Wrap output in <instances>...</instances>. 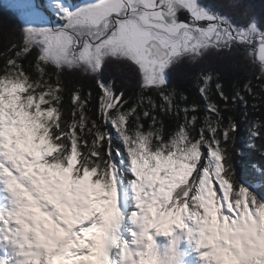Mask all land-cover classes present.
<instances>
[{
	"label": "snow or ice",
	"instance_id": "obj_1",
	"mask_svg": "<svg viewBox=\"0 0 264 264\" xmlns=\"http://www.w3.org/2000/svg\"><path fill=\"white\" fill-rule=\"evenodd\" d=\"M6 2L0 264H264V0Z\"/></svg>",
	"mask_w": 264,
	"mask_h": 264
},
{
	"label": "trees",
	"instance_id": "obj_2",
	"mask_svg": "<svg viewBox=\"0 0 264 264\" xmlns=\"http://www.w3.org/2000/svg\"><path fill=\"white\" fill-rule=\"evenodd\" d=\"M0 19H2L6 24L9 21H14L15 16L12 11V8L8 7L7 4L0 2ZM18 37L14 36L13 39H16ZM211 56L206 59L205 64L203 65L204 68L208 70H212L213 68L216 69H223L225 66V60L227 58L226 53L221 54H210ZM194 72L193 70L187 68L186 66L181 67L177 70V72L174 74V82L180 83H190L191 78L193 76ZM77 83V81L73 80L68 83L67 87L71 91V89L74 87V85ZM79 83H82L85 91H87L89 88L92 89L93 92H95V87L91 83V81L82 80L79 81ZM246 145V134L242 133L241 138L238 141V146H245Z\"/></svg>",
	"mask_w": 264,
	"mask_h": 264
},
{
	"label": "rangeland",
	"instance_id": "obj_3",
	"mask_svg": "<svg viewBox=\"0 0 264 264\" xmlns=\"http://www.w3.org/2000/svg\"><path fill=\"white\" fill-rule=\"evenodd\" d=\"M0 2H3V3H5V4H7L8 7L12 8V6H11L10 4H8V3L6 2V0H0ZM210 56H211V55H209L207 58H209Z\"/></svg>",
	"mask_w": 264,
	"mask_h": 264
}]
</instances>
